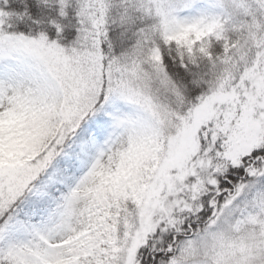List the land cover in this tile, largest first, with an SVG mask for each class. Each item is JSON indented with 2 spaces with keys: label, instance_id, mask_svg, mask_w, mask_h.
Instances as JSON below:
<instances>
[{
  "label": "trees",
  "instance_id": "1",
  "mask_svg": "<svg viewBox=\"0 0 264 264\" xmlns=\"http://www.w3.org/2000/svg\"><path fill=\"white\" fill-rule=\"evenodd\" d=\"M70 1L0 0V35L21 38L32 44L42 42L44 46L70 52L81 49L85 30L76 3ZM163 1L167 3L162 12H158L152 0H103L105 15L92 39L95 50L107 60L108 66L128 68L137 75L152 111L173 123L177 112L180 117L205 97L220 91L222 86L233 87L245 66H250V60L264 48L263 42L251 51L254 39L259 38L261 32L264 34V0H235L236 5H229V0H192L198 1L200 9L191 20L178 15L176 0ZM247 46V61L240 62V48ZM41 71L44 73H40L42 78L37 77L36 86L49 100L46 116L45 111L38 115L32 112L26 124L0 130L2 143L12 136L24 137L21 144L29 153L47 139L41 128L57 118L62 103L57 89L44 87L46 70ZM107 118L109 116L102 114L89 121L68 141L56 163L48 167L20 200L23 215L18 216V221L23 223L32 211L39 215L43 210L49 213L53 207V192L59 188L64 170L77 164L87 146V138L97 133ZM130 123L135 138L117 178L94 194L107 218L79 248L71 245L54 247L46 253L32 251L29 259L23 261L28 264H109L117 243L132 229L133 215L159 158L158 141L168 134L163 124L144 114L132 116ZM213 126L210 123L199 132V152L192 160L193 175L173 193L179 203L170 208L166 217L169 225L157 231L159 237L155 233L150 239L152 247L146 250L147 264H167L170 259H181L187 233L202 234L208 223L219 221L223 215L231 218L232 239L250 235L257 239L256 246L259 243L264 246V126L258 143L249 146L236 161L229 158L230 149L226 147L233 139L232 134L219 120ZM7 129L11 132L3 134ZM3 146L4 143L0 144L1 150ZM231 200L234 210L229 213L226 210ZM211 202L218 206V213L213 217ZM17 233H20L19 244H27L26 232ZM0 264L23 262L21 255L12 253L4 245L0 249ZM260 264H264V254H261Z\"/></svg>",
  "mask_w": 264,
  "mask_h": 264
},
{
  "label": "rangeland",
  "instance_id": "2",
  "mask_svg": "<svg viewBox=\"0 0 264 264\" xmlns=\"http://www.w3.org/2000/svg\"><path fill=\"white\" fill-rule=\"evenodd\" d=\"M72 1L77 5L85 30L81 49L70 52L44 46L42 42L32 44L0 35V130L24 125L29 113L43 114L48 108L49 100L36 86L37 77L42 78L44 73L41 70H46L44 87L57 89L62 98L57 118L41 128L47 137L45 141L29 153L21 144L24 137L12 136L0 149V249L5 245L12 253L21 255L23 264H28L23 260L29 259L32 251L46 253L54 247L71 245L79 248L107 218L94 194L100 187L114 183L135 138L130 118L144 114L163 124L168 134L158 141L159 158L133 215L132 229L117 243L109 264H147L146 250L152 247L150 239L169 225L166 217L170 208L179 203L173 193L193 175L192 160L199 152L200 130L210 123L215 126L217 120L223 123L233 137L226 147L234 161L249 146L258 143L264 126V48L251 63L248 61L251 65L245 66L233 87L222 86L180 117L177 112L172 123L152 111L150 99L142 92L140 80L131 69L108 66L107 60L95 50L92 36L103 22V0ZM198 1L176 0L178 15L185 20L193 19L200 9ZM152 2L162 12L166 1ZM228 4L236 5V2L229 0ZM262 35L261 32L259 38H253L251 51L262 45ZM242 47L240 62L247 61L248 46ZM102 114L109 118L97 133L87 138L77 164L64 170V178L53 192L49 213L43 210L39 215L32 211L24 224L18 221V216L23 215L20 200L48 167L56 163L78 130ZM7 132L10 129L3 134ZM227 207L229 213L234 210L232 200ZM210 209L211 217L218 213L216 203L211 202ZM230 219L229 215H223L219 221L212 220L202 234L188 232L181 248L184 256L170 259L167 264H260L264 246L260 243L256 246L257 239L250 235L232 239ZM18 231L26 232L27 244H19ZM156 235L159 237V233Z\"/></svg>",
  "mask_w": 264,
  "mask_h": 264
}]
</instances>
